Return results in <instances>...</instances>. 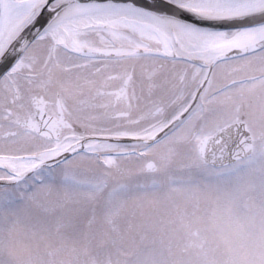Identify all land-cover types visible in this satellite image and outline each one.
I'll return each mask as SVG.
<instances>
[{"label":"snow or ice","instance_id":"1","mask_svg":"<svg viewBox=\"0 0 264 264\" xmlns=\"http://www.w3.org/2000/svg\"><path fill=\"white\" fill-rule=\"evenodd\" d=\"M0 264H264V0H0Z\"/></svg>","mask_w":264,"mask_h":264}]
</instances>
